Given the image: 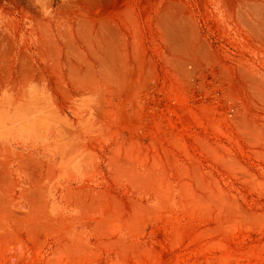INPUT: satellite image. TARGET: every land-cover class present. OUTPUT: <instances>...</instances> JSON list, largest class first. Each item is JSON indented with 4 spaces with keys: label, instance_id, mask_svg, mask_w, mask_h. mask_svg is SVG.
Listing matches in <instances>:
<instances>
[{
    "label": "rangeland",
    "instance_id": "1",
    "mask_svg": "<svg viewBox=\"0 0 264 264\" xmlns=\"http://www.w3.org/2000/svg\"><path fill=\"white\" fill-rule=\"evenodd\" d=\"M0 264H264V0H0Z\"/></svg>",
    "mask_w": 264,
    "mask_h": 264
}]
</instances>
